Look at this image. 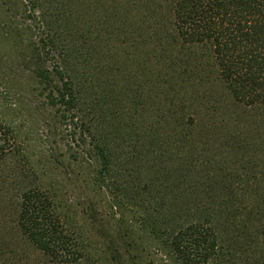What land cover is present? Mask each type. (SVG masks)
I'll use <instances>...</instances> for the list:
<instances>
[{
  "label": "trees",
  "instance_id": "obj_1",
  "mask_svg": "<svg viewBox=\"0 0 264 264\" xmlns=\"http://www.w3.org/2000/svg\"><path fill=\"white\" fill-rule=\"evenodd\" d=\"M37 1L44 29L39 41L32 40V51L23 54V65L48 106L64 118L68 114L75 118L79 65L71 59L80 50L66 39L59 24H72L73 19L59 10L56 22L48 23V0ZM158 1L154 10L159 15L145 22L158 37L157 69L162 74L158 89L166 98L173 95L175 127L162 141L146 132L142 145L130 149L108 131L92 133L94 143L89 144L86 159L93 165V177L85 181L83 215L95 221L94 198L104 197L102 203L109 206L105 246L109 264H264V174L250 154L264 155V145H253L249 135L227 129L224 119L209 120L195 107L199 89L218 81L235 106L250 114L264 112V0ZM2 2L9 6L8 0ZM17 4L24 5L20 0ZM109 21L113 26L109 43L132 42L133 32H123L124 22L114 28L115 20ZM9 25L11 20L5 17L0 28ZM45 49L53 54L52 67L43 57ZM9 85L10 79L0 77V164L24 151L22 134L6 114L18 107ZM256 137L261 140L263 135ZM167 146L174 152L175 166L167 163L171 153ZM188 146L192 153L186 154ZM142 160L144 165L137 166ZM68 175L66 189L59 188L60 181L24 187L18 225L52 263L84 264L91 253L84 228L72 222L78 204L62 202L64 190L79 188V175L72 171ZM240 251L242 261L237 257Z\"/></svg>",
  "mask_w": 264,
  "mask_h": 264
},
{
  "label": "rangeland",
  "instance_id": "obj_2",
  "mask_svg": "<svg viewBox=\"0 0 264 264\" xmlns=\"http://www.w3.org/2000/svg\"><path fill=\"white\" fill-rule=\"evenodd\" d=\"M8 1L9 6H4L0 0V24L5 17L12 24L6 29L0 28V77L10 79L9 86L18 103L16 112L6 111V114L22 134L24 151L17 158L0 164V264H54L21 233L18 225L20 196L24 187L40 183L60 181V185L56 184L61 190L66 189L71 171L79 175L77 186L80 189L64 190L62 202L78 204L73 208L72 222L84 228L83 237L90 243L91 256L84 264H109L105 249L109 245V206L102 203L104 197L94 198L93 222L82 212L88 195L85 181L93 177V165L86 158L91 148L89 144L94 143L91 135L95 136L97 129L112 133L130 149L132 145H142L141 137L146 132L154 140L161 139L175 127L173 95L166 98L158 89L157 78L162 77L157 69L158 37L155 38V31L148 30L150 23L145 22L159 15L154 10L159 1L150 0L148 6L149 0H136V4L134 0H48V23L56 22L55 12L59 10L62 14L67 11L65 16L73 19L72 24L65 21L59 24H62L60 31L68 34L66 39L80 50L71 59V63L79 65L75 79L80 100L75 118L69 114L64 118L63 113L48 106L45 97L35 91L36 80L23 65V54L32 51V40L39 41L44 29L38 1L20 0L24 5L17 4V0ZM109 18L115 20L114 28L120 20L124 22L123 32L129 35L132 31L134 41L126 45H120L118 40L109 43L113 28ZM16 26H22L21 30ZM52 55L45 49L43 57L49 67L54 63ZM217 83L213 81L199 89L195 107L209 120L224 119L227 129L249 135L253 145H264V112L250 114L238 108L224 86ZM256 135L263 137L257 140ZM167 148L171 152L167 154V163L175 166L172 165L174 152L171 146ZM185 152L192 153L190 146ZM250 154L259 161L258 171L264 174V155ZM140 165H144L143 160L137 164ZM95 188L98 192L97 185ZM223 237L226 239L225 233ZM233 242L241 243L237 239ZM237 257L244 259L241 251Z\"/></svg>",
  "mask_w": 264,
  "mask_h": 264
}]
</instances>
